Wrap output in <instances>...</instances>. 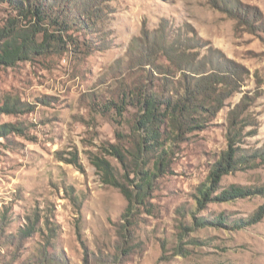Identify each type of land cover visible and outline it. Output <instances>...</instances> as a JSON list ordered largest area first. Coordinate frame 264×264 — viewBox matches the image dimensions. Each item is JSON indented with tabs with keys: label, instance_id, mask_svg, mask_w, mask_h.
I'll return each instance as SVG.
<instances>
[{
	"label": "rangeland",
	"instance_id": "374dc122",
	"mask_svg": "<svg viewBox=\"0 0 264 264\" xmlns=\"http://www.w3.org/2000/svg\"><path fill=\"white\" fill-rule=\"evenodd\" d=\"M10 1L0 0V28L12 18L29 27ZM58 3L72 21L64 44L0 64V103L21 107L0 112V131L13 127L0 132V264H264V215L252 222L264 162L220 177V190L246 196L197 202L244 95L234 147L264 149V0ZM232 63L241 77L227 90L212 84L223 93L214 115L174 146L147 204L128 217L120 187L136 182L134 93L175 96ZM126 94L118 112L111 102ZM91 157L110 164L111 180ZM28 219L35 228L21 237Z\"/></svg>",
	"mask_w": 264,
	"mask_h": 264
},
{
	"label": "trees",
	"instance_id": "16d2710c",
	"mask_svg": "<svg viewBox=\"0 0 264 264\" xmlns=\"http://www.w3.org/2000/svg\"><path fill=\"white\" fill-rule=\"evenodd\" d=\"M17 15L27 19L31 24L29 27H18L17 19L12 18L7 21V25L0 28V64L10 65L17 59H27L31 54L43 53L49 48L58 47L64 44V37L68 34V29L72 21L68 19L66 7L58 0L43 2V0H12ZM29 18V19H28ZM13 23H10V22ZM40 36L38 40L36 35ZM68 37H71L68 35ZM238 65L223 64L217 71L201 76L204 81L184 85V90L175 96H164L152 91L134 93L133 99L136 102L135 129L138 140L135 144V178L136 182L131 189L121 186V192L127 201L126 215H135L136 206H145L146 198L152 189L153 178L156 174L165 171L168 167V157L173 153V148L184 138L185 134L206 126L208 118L214 115V111L221 103V96L212 87L217 86L227 90L231 85L236 84L241 77ZM223 91V90H222ZM132 95L126 94L119 103H112L118 112L125 99ZM244 95L240 103L231 111V125L227 134V149L221 152L220 159L215 163L207 179V184L198 187V204L212 199H232L235 196H246V190L239 189L238 186H229L222 190L218 187L220 177L230 170L241 168L245 164L264 162V149H255L248 154L240 148L234 147L239 131L237 120L239 113L243 110L247 102ZM219 103V104H218ZM215 104H218L215 105ZM18 101L5 100L0 103V112H13L18 110ZM0 132H6L12 125H1ZM19 130V129H16ZM116 152V151H115ZM118 154V152H116ZM148 156L154 158L152 168H140L142 158ZM75 156H73V159ZM91 162L95 168L101 170L107 180H111L112 169L110 164L98 157H91ZM218 194H214L217 192ZM240 191V192H239ZM264 193L263 191H260ZM264 215V206H260L252 219L256 222ZM5 218V217H3ZM222 217L215 219V222L222 224ZM29 224L23 226L19 235L29 236L35 228V221L28 219ZM235 224L237 221H234ZM53 231V229L51 230Z\"/></svg>",
	"mask_w": 264,
	"mask_h": 264
}]
</instances>
